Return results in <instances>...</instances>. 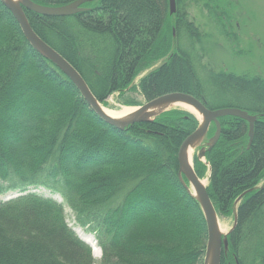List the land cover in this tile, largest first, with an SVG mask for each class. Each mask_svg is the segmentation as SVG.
Masks as SVG:
<instances>
[{"label": "trees", "instance_id": "16d2710c", "mask_svg": "<svg viewBox=\"0 0 264 264\" xmlns=\"http://www.w3.org/2000/svg\"><path fill=\"white\" fill-rule=\"evenodd\" d=\"M31 1L61 6L75 0ZM192 1L217 18L218 0H175L174 13L168 0L86 1L85 10L69 16L23 11L102 105L165 56L138 81L145 101L182 92L208 109L232 107L256 116L251 140L247 121L219 117L216 144L205 146L204 160L194 154L192 163L198 178L207 175L217 215L236 211L220 264H264V77L202 63L194 46L203 33L187 13ZM198 124L177 108L124 129L108 124L29 44L0 1V196L16 192L0 201V264H95L91 246L68 225L64 203L93 235L98 264H203L206 223L178 177L177 160ZM215 129L211 123L204 142ZM38 188L63 203L34 192Z\"/></svg>", "mask_w": 264, "mask_h": 264}, {"label": "water", "instance_id": "95a60500", "mask_svg": "<svg viewBox=\"0 0 264 264\" xmlns=\"http://www.w3.org/2000/svg\"><path fill=\"white\" fill-rule=\"evenodd\" d=\"M0 1L11 11L24 37L29 42V44L36 51L46 57L50 62L56 65L57 68L70 79V81L74 84V86L79 91L80 95L88 103L94 113L108 124L118 129H124L128 125L133 124L135 122H144L147 120H152L155 116L165 111L166 109L156 114L150 113L149 109L156 105L167 102H181L191 107L193 110H195L202 116V120H199L196 113L186 109V111L192 113L198 119L199 124L197 128L184 139V141L179 147L177 155L178 177L184 184V186L187 188L188 192L198 201L200 209L205 219L207 229V240L203 264H220L222 249L225 251L227 250L226 235L229 231L227 233H222L221 231H219L217 223L218 215L206 191L207 184L203 185L201 182L202 179L198 178V176L196 175L193 169L192 161L191 163H189L187 160L186 150L189 147H192L193 149V147L201 144V142L205 139L210 124L214 123L216 127L214 135L210 139H208L203 146L199 145L201 146V148L197 153V157L203 160L205 156V146L207 150H210L216 144L220 136L221 126L218 118L222 116H234L247 121L249 124V138L251 140L253 134V125L256 120V116L249 114L247 111L232 107L219 108L215 110L208 109L200 100H198L194 96L182 92H171L161 95L152 100L145 101V103H143L142 105L137 106L132 113L122 118H115L109 116L103 112L100 106L101 103H99L94 97V95L92 94L86 82L78 73V71L56 50H54L39 36H37V34L29 25L26 15L23 11V8H25L27 10L34 11L43 15L69 16L85 10L84 7H82V4H84L86 1L93 0H75L71 3L61 6H44L37 4L31 0ZM168 4L170 13H174L175 0H168ZM209 173L210 168H208V174ZM182 176L187 180L189 186L185 185L182 180ZM241 197L242 195L237 198L235 204L238 203ZM233 215L235 223V210Z\"/></svg>", "mask_w": 264, "mask_h": 264}, {"label": "rangeland", "instance_id": "374dc122", "mask_svg": "<svg viewBox=\"0 0 264 264\" xmlns=\"http://www.w3.org/2000/svg\"><path fill=\"white\" fill-rule=\"evenodd\" d=\"M217 2L220 7L213 11L217 18L209 15L201 1H192L187 7L190 20L203 33L200 41L194 46L202 56V63L214 70L230 71L236 74H256L264 77V0H218ZM218 22L223 26V31L219 29ZM164 58L165 56L159 58L141 71L134 78L133 87L125 89L122 94L118 92L111 94L103 106L111 110H120L122 107L136 108L145 103L138 89V81L147 71L158 66ZM125 100L134 101L138 105H124L123 101ZM175 108L186 111L181 107ZM204 143L202 141L199 145L203 146ZM199 145L193 147V155L200 150L201 146ZM206 176L203 179L207 180ZM34 192L63 203L58 194L51 193L45 188H38ZM15 195L16 192H8L0 196V201ZM64 209L68 225L77 234L79 232L81 236L94 238L93 235L83 232L76 224L74 213L65 203ZM218 220L223 228L222 233H227L234 223V215L230 217L218 216ZM95 259L98 262L99 257H95ZM97 262L95 264H98Z\"/></svg>", "mask_w": 264, "mask_h": 264}, {"label": "bare ground", "instance_id": "6f19581e", "mask_svg": "<svg viewBox=\"0 0 264 264\" xmlns=\"http://www.w3.org/2000/svg\"><path fill=\"white\" fill-rule=\"evenodd\" d=\"M14 1H17V0H14ZM100 106H101V109L103 110V112L105 114H107L109 116H112V117H115V118L125 117V116H127L128 114L132 113L135 110V108H133V107H122L120 110H111V109L103 106L102 104H100ZM171 107H181V108L187 109L189 111H192V112L196 113V115L199 118V120H202V116L199 113H197L191 107H189L186 104H183L181 102H167V103L159 104V105H156V106L150 108L149 112L153 113V114H156V113H158L160 111H163L165 109H169ZM192 150H193L192 147H189L186 150L187 160H188L189 163H191V161H192V156H193ZM201 182H202L203 185L207 184V180L206 179H202ZM217 223H218L219 231L222 232L223 228H222V226L220 224V221L217 220ZM78 235L91 246L92 253H93L94 257L98 258L99 255H100V249L97 247V243L94 240V238L88 237V236H81L79 232H78Z\"/></svg>", "mask_w": 264, "mask_h": 264}]
</instances>
